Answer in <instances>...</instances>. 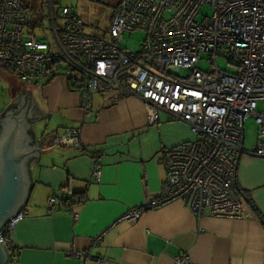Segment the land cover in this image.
<instances>
[{"label": "built area", "instance_id": "2783aa9c", "mask_svg": "<svg viewBox=\"0 0 264 264\" xmlns=\"http://www.w3.org/2000/svg\"><path fill=\"white\" fill-rule=\"evenodd\" d=\"M44 4L49 28L35 14L32 0H0V61L24 82L49 72L65 75L88 116L94 93L117 91L147 103L151 123L160 120L161 112L187 123L195 138L164 149L165 183L148 207L182 200L199 218L244 217L237 171L246 152L249 116L259 126L251 153L264 157V0H121L104 35L89 33L72 7L56 11L54 0ZM205 6L212 13L205 12ZM36 27L50 29L53 43L47 40L49 34L40 39ZM137 30L144 33L139 49L123 47L125 34ZM202 52L215 64L223 55L237 72L217 64L212 72L199 68ZM80 132L73 127L50 135L57 144L83 150ZM93 174L101 175L99 166ZM57 200L51 196L49 208H55ZM143 210L132 208L122 219L138 220ZM23 217L24 212H18L1 229L0 240L11 261L19 253L13 229ZM101 238L102 234L94 242ZM73 256L102 261L90 252ZM175 264L191 260L178 255Z\"/></svg>", "mask_w": 264, "mask_h": 264}, {"label": "crops", "instance_id": "0c3cea01", "mask_svg": "<svg viewBox=\"0 0 264 264\" xmlns=\"http://www.w3.org/2000/svg\"><path fill=\"white\" fill-rule=\"evenodd\" d=\"M62 1L77 12L80 2L91 4L98 25L108 23L97 26L101 34L121 0ZM11 88L27 89L48 114L31 121L40 154L31 161V189L18 211L24 217L13 229L18 258L10 264H175L178 255L191 264H264V157L252 149L241 156L238 184L252 198L244 197V217L199 218L182 200L151 208L165 183L164 149L194 139L187 123L165 112L151 123L147 103L119 93H94L88 116L65 75L24 82L0 61V113L12 101ZM73 127L81 130L83 150L50 135ZM83 191L85 200L73 207L62 201ZM51 196L58 199L55 208H49ZM135 207L144 209L138 220L122 219ZM76 252L102 261L78 259Z\"/></svg>", "mask_w": 264, "mask_h": 264}, {"label": "water", "instance_id": "95a60500", "mask_svg": "<svg viewBox=\"0 0 264 264\" xmlns=\"http://www.w3.org/2000/svg\"><path fill=\"white\" fill-rule=\"evenodd\" d=\"M46 114L35 106L27 89H12V101L0 113V237L2 227L18 213L30 192L31 161L40 154V138H35L31 121ZM9 261L0 240V264Z\"/></svg>", "mask_w": 264, "mask_h": 264}, {"label": "rangeland", "instance_id": "374dc122", "mask_svg": "<svg viewBox=\"0 0 264 264\" xmlns=\"http://www.w3.org/2000/svg\"><path fill=\"white\" fill-rule=\"evenodd\" d=\"M76 1L78 2L79 0H76ZM55 2H56L55 7L57 9H60L61 6H63V5L69 4L68 2H64L62 0H55ZM32 3H33V6L38 10V12L43 14L42 9H41L42 8V0H32ZM80 4L81 5H80V7H78L77 10H78V13L82 16L83 21L85 23L86 30L89 33L97 34L96 33V31L98 30L97 26H100L101 28L106 29L108 23L101 22V24L98 25V23L96 21V19H97L96 16H98L99 13L94 8H92V7L89 8V6H91V4H89V3L83 4L81 2H80ZM204 11L207 13H212V9L210 7H207V6L204 7ZM58 22H59V25H62V21L60 19L58 20ZM49 24H50V22L45 20V26L47 28L50 27ZM34 30H35L36 34L38 35V37L42 40L47 39L46 34H49V39H47V40H49V42L53 43L54 37L52 34H50V31H51L50 29L44 30L41 27H36ZM105 32H102L101 34L98 33V34L104 35L103 33H105ZM107 33L108 32H106L105 34H107ZM143 39H144V33L140 30L134 31L132 33H126L124 38L122 39V45L125 48H129L132 50H138ZM208 57H209V55L207 52L201 53L202 59L198 63L199 68H201L205 71H211L212 72L213 70L216 69V64H217L219 66V68L226 70L228 72H237V70H238L237 67L234 66L233 64H231L229 62V60L227 58H225L223 55H221V56L219 55L217 57L216 64L214 63L213 60L209 59ZM183 74H186L185 70L183 71ZM103 92L105 93V95H108L111 93L112 94L118 93L117 91H103ZM192 135H193V138H195V134L192 133ZM245 136H246L245 148H246V151L249 152L251 149L253 150L256 147V143H257V140L259 138L258 137L259 136V126H258V123L256 122V120L252 116H249L246 119ZM263 139H264V137H263ZM262 160H264V159H262Z\"/></svg>", "mask_w": 264, "mask_h": 264}, {"label": "trees", "instance_id": "16d2710c", "mask_svg": "<svg viewBox=\"0 0 264 264\" xmlns=\"http://www.w3.org/2000/svg\"><path fill=\"white\" fill-rule=\"evenodd\" d=\"M54 3L56 4L55 0H54ZM63 6H65V5H63ZM41 9H42L43 14H41L40 12H38V10L35 7H34V12H35L36 15L40 16V18H41V20H42V22H43V24L45 26V19H43V15H46L48 13V7L44 4V0H42V8ZM55 10L58 11L59 9H57L55 7ZM47 76H49L50 77V80H51V79L55 78L57 75L54 74V73L49 72L47 74ZM237 173H238V171H237ZM237 176H238V174H237ZM237 187L242 192V194L244 195V197L251 202L252 201V198L250 196H248L247 192L244 191L243 189H240L239 184H238V179H237ZM84 195H85V191H83V193L82 192H80V193L79 192H75L73 196L63 197L62 198L63 199L62 201H64V202L66 201V203L67 202H72V203L82 202V201L85 200L84 199Z\"/></svg>", "mask_w": 264, "mask_h": 264}]
</instances>
